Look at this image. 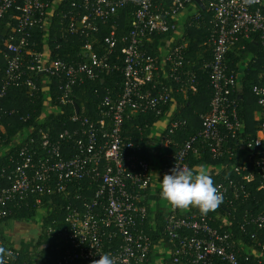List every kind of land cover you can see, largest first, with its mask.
Wrapping results in <instances>:
<instances>
[{"label": "built area", "instance_id": "2783aa9c", "mask_svg": "<svg viewBox=\"0 0 264 264\" xmlns=\"http://www.w3.org/2000/svg\"><path fill=\"white\" fill-rule=\"evenodd\" d=\"M126 10H133L134 17L122 38L123 66L113 67L117 32L112 30L104 44L98 36L101 24ZM208 14L209 35L203 46L211 59L202 57V69L209 73L213 98L211 110L201 116L202 130L164 162L156 149L176 146L172 135L179 128L176 123L166 133L168 124L161 135L148 136L153 155H139L141 148L124 138L125 123L150 112L161 115L176 93L187 97L197 91L198 61L187 58L185 38L189 27L197 23L200 28L199 21ZM55 25L61 26V38L75 35L85 41L76 60L32 48V33L40 29L52 38ZM0 36L9 55L0 102L10 87H25L31 96L42 93L46 103L39 127L50 115L67 114L66 108L72 109L68 120L75 125L59 135L54 134V124L41 128L40 139L33 137V127L13 140L10 147L18 148L17 159L11 157L0 169V223L10 208L29 207L31 201L55 207L53 198H60L65 203L60 207L65 211L64 228L51 230L60 231L63 257L58 264H93L104 253L114 264H146L153 258L154 264H264V241L258 234L251 238L260 251L235 240L231 228L223 231L231 227L229 212L217 209L202 215L196 208H173L159 195L164 175L173 167L191 168V156L201 149L237 158L242 166L236 172H244L247 183L259 177L264 190V0H0ZM163 36L169 38L156 39ZM258 47L261 82L251 88L259 125L255 134L243 136L239 100L250 64L259 63ZM231 54L243 56L239 73L230 70ZM113 68L124 75L121 96L109 94L97 108L78 105L76 90ZM175 107L169 113L175 114ZM203 170L210 175L209 169ZM215 186L227 204L250 197L234 181ZM261 209L245 216L243 232L252 226L264 228V202ZM153 249L159 253L152 254Z\"/></svg>", "mask_w": 264, "mask_h": 264}, {"label": "trees", "instance_id": "16d2710c", "mask_svg": "<svg viewBox=\"0 0 264 264\" xmlns=\"http://www.w3.org/2000/svg\"><path fill=\"white\" fill-rule=\"evenodd\" d=\"M205 20H200L202 24L200 28L195 26L189 27L186 35V42L189 43V51L187 52V58H194L198 61L197 66V91L189 92L187 97L184 94H175V100L166 107L161 115H157L154 112H150L146 115H140L137 118L128 119L125 123L124 138L133 142L136 148H141L139 155H144L148 158L153 155L155 149L148 146L149 133L153 131L154 127L159 124L164 117L175 107V114L169 123V128L166 133L176 124L179 123V128L172 135L176 146L170 145L166 148L159 147L156 150H161L165 156L160 157V161L166 162L169 156L175 155L179 146L186 142L190 137L197 135L202 130L201 116L207 114L211 110V102L213 98V88L211 86L209 73L202 69V63L204 58L206 60L211 59V53L206 52V47L203 46L207 41L209 35L207 23L211 19V15H204ZM133 10H126L122 12L118 18L111 20L108 24H101V33L98 36V42L100 44L105 43V39L109 36L112 30L117 32L119 38L118 48L115 50V55L110 59V65L123 66L124 54L123 49L125 44L122 43V38L126 37L131 29V23L133 21ZM3 32V33H2ZM2 34L4 31L2 29ZM55 39L54 43L52 38ZM49 38L48 34L44 31L37 29L32 33L31 44L33 49L37 52L44 50L56 51L59 58L63 60H76L81 46L85 43L83 38L75 35H68L65 39L61 38V26L55 25L53 29V37ZM169 37L163 36L156 39L167 40ZM47 43V45H46ZM58 45L60 48L57 49ZM253 49V47H250ZM257 56L259 57V63L256 65L250 64L247 77L244 81L243 91L241 92L243 98L239 100L240 116L244 124L242 135H253L257 131L259 125L254 118L257 98L252 93V85H257L261 82L262 75V55L261 48H257ZM7 48L5 46V40L3 36H0V87H3L6 81V71L8 67ZM56 57V58H57ZM204 57V58H202ZM242 54L230 55V70L239 73L237 66L242 60ZM119 58V59H118ZM39 81H47L43 76L36 77ZM55 82V80L53 81ZM124 75L122 70L112 69L105 71L101 77L96 81H87L85 85L76 90L77 104L82 106L84 104L87 108L98 107L100 101L107 95L113 97H120L123 92ZM29 90L25 87L17 88L10 87L7 95L0 102V111H2V125L4 130L0 132V169L9 165L11 157L17 159L18 148L14 149L10 147L14 139H17L22 133H25L29 129L36 127L34 138L40 139L39 130L41 128L46 129L47 126L54 124L56 130L54 134L59 135L66 129H72L75 127L68 118L71 116L72 109L66 108V113L63 116L50 115L44 119L42 126H38L41 121L43 111L45 109V102L43 100L42 93H36L35 96H31ZM98 91L99 95L95 93ZM53 134V136H54ZM251 138V137H250ZM161 145V140L158 141V146ZM242 163L237 159H230L225 154L223 156H215L207 149H201L195 156H191V169L199 172L205 168L210 170V177L214 181V185L218 183L228 184L229 181H234L237 186L244 187V192L250 194V197L246 200H234L232 204L222 202L218 208L221 213L231 214V227L224 228L223 231H229L231 228V234L235 240H244L246 243L254 247L257 250H261L253 243L251 238L252 234H258V239L264 241V228L252 226L246 228V232L242 231V225L244 223L245 216L251 213H261L262 203L264 202V190L261 189L262 183L259 177L251 183L244 181L242 175L244 172L237 173L236 169L241 167ZM230 168L233 169L230 172ZM4 185V184H2ZM231 194L232 191L230 192ZM48 201V199H45ZM57 205H48L47 202L42 207L36 206L31 201L30 206L23 205L20 208H10L11 212L8 217L0 223V247H5L9 255H6L3 259V264L7 258H10L8 264H58V261L63 257V250L59 249V242L61 240L59 232H53L59 229L61 226L64 228L65 211H62L60 207L65 203L60 198H53ZM59 205V206H58ZM57 206V207H56ZM51 207V208H50ZM50 208V209H49ZM40 212H44L42 222L39 224L38 235L36 238H32L30 242H22L17 244L12 242L6 235V231L15 228L16 224L24 226L31 225ZM199 212V211H198ZM209 212L208 214H211ZM199 214H201L199 212ZM14 224V226H13ZM214 226L218 227L219 223H214ZM51 230H53L51 232ZM152 235V233H151ZM159 251L153 249L152 254L156 255ZM155 258L150 260L146 264H154ZM78 264H92V263H78Z\"/></svg>", "mask_w": 264, "mask_h": 264}, {"label": "clouds", "instance_id": "9594fccd", "mask_svg": "<svg viewBox=\"0 0 264 264\" xmlns=\"http://www.w3.org/2000/svg\"><path fill=\"white\" fill-rule=\"evenodd\" d=\"M160 181V198L173 208H196L207 215L223 202L222 193L204 170L196 172L191 168L173 167ZM6 255H9L8 250L0 247V264ZM93 264H114V261L110 254L104 253Z\"/></svg>", "mask_w": 264, "mask_h": 264}, {"label": "rangeland", "instance_id": "374dc122", "mask_svg": "<svg viewBox=\"0 0 264 264\" xmlns=\"http://www.w3.org/2000/svg\"><path fill=\"white\" fill-rule=\"evenodd\" d=\"M174 112L169 113L165 120H162L159 124H157L153 131L151 132L152 134H157V135H161L162 132H164L168 126V124L170 123L171 119L173 118ZM167 203V202H166ZM163 203V204H166ZM44 213V212H43ZM42 212H40L36 219H34V221L31 223V225L28 226H24L22 224L19 225L20 227V233H19V237L24 239V241L30 242L32 238H36L38 235V226L39 224L42 222L44 214ZM14 226V224H13ZM18 226V224H16L15 228ZM15 228H11L8 231H6V235L9 239H12V242H15V235L18 234V232H16Z\"/></svg>", "mask_w": 264, "mask_h": 264}, {"label": "crops", "instance_id": "0c3cea01", "mask_svg": "<svg viewBox=\"0 0 264 264\" xmlns=\"http://www.w3.org/2000/svg\"><path fill=\"white\" fill-rule=\"evenodd\" d=\"M151 132H152V131H151ZM151 132L149 133V135L152 134ZM154 135H156V134H152L151 136H154ZM150 143H151V141H150ZM15 230H16V232H18V234L15 235V242H14V243L21 244L22 242H24V239H22V238L19 237L20 227L17 226V227L15 228Z\"/></svg>", "mask_w": 264, "mask_h": 264}, {"label": "water", "instance_id": "95a60500", "mask_svg": "<svg viewBox=\"0 0 264 264\" xmlns=\"http://www.w3.org/2000/svg\"><path fill=\"white\" fill-rule=\"evenodd\" d=\"M198 3H199V5H200V7H201L202 9H205L204 4L200 3L199 1H198ZM77 109H78V111H79V107H78V106H77Z\"/></svg>", "mask_w": 264, "mask_h": 264}]
</instances>
